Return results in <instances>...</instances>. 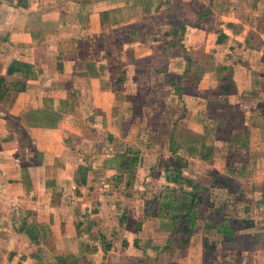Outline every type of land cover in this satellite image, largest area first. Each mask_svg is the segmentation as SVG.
<instances>
[{"label":"crops","instance_id":"0c3cea01","mask_svg":"<svg viewBox=\"0 0 264 264\" xmlns=\"http://www.w3.org/2000/svg\"><path fill=\"white\" fill-rule=\"evenodd\" d=\"M175 1L0 0V264H138L142 250L150 256L167 241L170 232L151 227L168 220L150 218L138 232L145 163L130 184V168L110 161L146 147L132 110L144 85L170 106L186 107L188 88H197L198 108L214 96L219 113L199 109L189 120L201 154L210 148L207 168L264 188V0H180L183 9L208 7L182 19L173 48L165 33L175 28ZM182 48L201 67L192 87L196 66L183 76ZM154 56L165 57V70L139 74L138 61ZM206 60L217 63L207 70ZM212 137L225 141L220 153Z\"/></svg>","mask_w":264,"mask_h":264},{"label":"rangeland","instance_id":"374dc122","mask_svg":"<svg viewBox=\"0 0 264 264\" xmlns=\"http://www.w3.org/2000/svg\"><path fill=\"white\" fill-rule=\"evenodd\" d=\"M182 3V1L176 0L173 11L175 13L173 16H176L173 19L179 22H184L182 19L187 21L188 17H196L198 13L203 11L206 12L205 7H208L205 3L199 7L188 5L189 8L183 9ZM162 22H165L163 15L153 18L150 23L157 25ZM141 32H143L142 36L149 37L151 28L148 27V29ZM175 53V55H180L181 50L178 48ZM156 59V56H154L152 60L148 58L139 60L138 73L141 74L147 68L151 69L153 66L165 70L167 66L165 57L159 56ZM176 62L179 63V66L176 65L175 68L178 69L179 67L181 71L182 60ZM216 63L215 61L206 60L203 66L209 70L210 67L214 68ZM191 65V67L196 66V64ZM218 65L222 66L219 63ZM200 68V65L195 67L197 73L186 81L188 83L186 86L192 87L197 83ZM224 75L223 78L228 80L229 75L225 77ZM143 79L144 81L151 80L147 76H144ZM148 86L144 85L141 90L139 89L138 107L132 109L133 115L138 119L140 128L142 127L141 133L146 141L148 140L146 147L143 149L138 148L137 151L138 168L140 163L144 162L146 165L144 170L149 178V181L145 184L141 179L138 181V185H142L148 198L141 206V214H138V232L142 231V224L148 219H160L155 217L156 212L159 211L165 214L168 211L170 214L174 213L173 209L168 206L177 203L179 195L189 193H195L202 197V202L195 208H198L199 217L203 221L193 228L190 243L183 251L166 241L164 244L159 245L162 247L156 252L151 251L150 256L146 254L145 250H142L144 255L142 257L138 256V264H264V188L261 191V188L250 190L239 186V189L235 190L237 181L231 177H227L226 185H221L219 182L212 180L210 172L213 170L208 169L206 166L210 161L203 159L201 156L200 130L189 121L192 112H198L199 109L206 110V113L211 115L217 114L219 110H217L218 105H216L214 96L209 97L208 94L205 108H198V105L195 104V100H198V90L194 87L196 91L193 92L188 88L189 92L185 93L187 106L184 107L181 104L183 108L179 106L180 103H171V106L170 104L166 105L165 102L163 103L161 98L165 94L162 95L163 97L159 96L161 100L157 101L154 95L152 96ZM223 138H225V134ZM170 139H173V142H169ZM209 141L212 143L210 145L212 153L214 146H217L216 150L219 153L222 151L221 148L225 146V141L221 140L216 145L214 137L210 138ZM214 182H216L215 186L211 187ZM169 198H173L172 204L166 206L163 202H165L164 200L168 201ZM219 214H223L224 217L230 220H249L251 225L244 229L236 227V242L224 244L222 233L213 229L205 230L204 228V220L207 217L211 218ZM163 224L158 222L156 225H152L151 230L153 232H174L175 228L172 223L168 221ZM149 228L145 231L151 232ZM204 236L208 237L209 243L215 244V250L208 251L204 248L202 244ZM140 251L141 248L138 249V254Z\"/></svg>","mask_w":264,"mask_h":264},{"label":"trees","instance_id":"16d2710c","mask_svg":"<svg viewBox=\"0 0 264 264\" xmlns=\"http://www.w3.org/2000/svg\"><path fill=\"white\" fill-rule=\"evenodd\" d=\"M173 23L175 25V28H172L169 32L165 33V36H171L173 39H177V43L174 41L170 42V46L173 48L177 47L178 41H180L183 38V35L185 33V25L182 22L176 21L173 19ZM182 50L185 52V50L182 48ZM186 61H187V68L184 71V75L188 74V71L191 68V64H193L192 60L187 57L186 52L184 54ZM227 68L224 66L218 68V72L222 71L225 72ZM220 77V75H219ZM223 77V76H222ZM183 78V77H181ZM225 80V78H223ZM172 80L175 81V79L172 77ZM231 83H225L221 86V90L223 93H231L233 91ZM176 94L178 96H181V93L178 92L176 88ZM170 141L173 142V139H170ZM202 158L208 159L211 157L210 154V148H207L206 146H202ZM112 164L115 165L116 168H130L129 172V179L130 184L134 182L135 175H136V169L138 167V152L134 153L132 157L120 155L115 159V161L110 160ZM210 176L212 180L219 182L221 185H226V181L228 180L227 177L220 175L219 172L213 170L210 172ZM212 183V186H215V183ZM239 189V185L235 190ZM232 191V190H230ZM202 202V197L195 193H189L185 195H179L178 196V202L175 203L172 206H168L170 209H173L172 214H170L168 211L164 213L162 212H156L154 215L155 217H158L160 219L168 220L170 223L174 225V232H170L167 238V242L171 245L177 246L180 251H183L187 248V246L190 243V237L193 233V228L198 224L202 223L203 220L199 217V210L198 208H195V206H199ZM167 206V205H166ZM221 215V216H219ZM214 215L211 218L207 217L204 220V228L205 230H215L220 233H222L223 238L222 242L224 244H232L236 242V227H240V229L248 228L251 225V222L249 220H239V219H228L227 217H224L223 214ZM219 216V217H218ZM183 222V224H182ZM182 225V226H181ZM240 225V226H239ZM181 226V227H180ZM202 244L204 248H206L208 251H213L216 249L215 244L209 243L208 237L204 236L202 239Z\"/></svg>","mask_w":264,"mask_h":264}]
</instances>
